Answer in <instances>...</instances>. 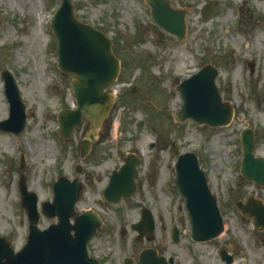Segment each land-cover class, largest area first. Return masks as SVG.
<instances>
[{"label": "rangeland", "instance_id": "1", "mask_svg": "<svg viewBox=\"0 0 264 264\" xmlns=\"http://www.w3.org/2000/svg\"><path fill=\"white\" fill-rule=\"evenodd\" d=\"M71 1L80 20L112 40L120 59L117 80L109 88L115 101L90 152L81 158L79 143L88 122L83 119L64 138L56 118L58 110L75 106L71 76L56 66V39L48 25L60 0H0V120L9 112L3 69L13 75L27 115L18 135L0 129L4 139L12 141L7 152L0 144V201L12 209L0 214V235L15 250L26 241L28 219L19 196V175L26 178L27 189L35 192L40 212L41 201L52 197V182L59 175L81 178L75 173V166L81 165L91 173L75 209L95 208L108 219L89 243L91 254L119 264L131 248L145 245L127 225L138 217L140 204H147L158 220L174 218L183 223L178 244L183 259L177 264H226L218 253L220 245L233 255L230 264H264V227L255 229L253 218L242 217L234 205L248 197L264 203V186L239 172L242 128H253L255 154L264 156V0H169L172 7L185 11L182 39L152 20L145 0ZM207 1L214 6L203 17L201 7ZM248 61L253 63L252 71ZM207 63L219 69L215 81L222 99L234 108L232 120L224 126L176 121L173 113L181 98L175 85ZM41 142L47 151L27 149ZM174 143L180 151L197 155L223 215L225 230L203 243L189 242L184 199L174 185ZM120 152L140 156L141 192L127 203L100 207L97 189L106 182L104 171L120 160ZM21 161L23 167H19ZM52 221L55 218L40 213L38 226ZM120 226L127 227L125 236L120 237ZM159 231L158 224L156 235Z\"/></svg>", "mask_w": 264, "mask_h": 264}, {"label": "water", "instance_id": "2", "mask_svg": "<svg viewBox=\"0 0 264 264\" xmlns=\"http://www.w3.org/2000/svg\"><path fill=\"white\" fill-rule=\"evenodd\" d=\"M147 3L151 7L153 20L181 39L185 32L184 10L172 8L169 0H147ZM211 8V2L204 4L203 16L208 15ZM49 25L57 39V65L72 75L70 86L76 100L75 108L58 112L59 132L67 137L73 127L81 122L82 116L89 120L87 137L80 144V153L84 156L113 103L114 96L106 89L118 75L119 59L111 49V40L101 30L77 19L71 0H60ZM216 74L217 69L206 64L181 80L176 86L182 98L180 109L174 113L176 120L192 118L197 124L210 126L226 125L231 121L233 107L229 101L221 99L214 80ZM1 75L10 108L9 117L0 121V128L19 132L25 124L24 105L9 71L4 69ZM240 139L243 152L240 172L246 179L264 185V156L254 155L253 130L244 128ZM172 152L177 155L174 163L175 184L186 201L192 238L207 240L217 236L223 229L222 217L204 173L199 168L197 156L191 151L179 153L176 145ZM124 159L128 164L113 171L104 190L106 199L112 202L119 201L121 195L129 194L133 177L136 176L133 166L139 163V158L128 154ZM18 184L22 205L29 219V233L26 243L16 252L0 237V264H99L95 258L88 256L86 242L100 227L101 218L93 210L76 214L74 204L81 190L78 178L70 181L60 176L52 184V200L43 201L41 208L45 215L56 216L57 221L44 229L36 226L39 213L35 194L27 191L24 177H20ZM237 207L247 215H253L257 227L264 226V206L259 200L249 198L245 204L237 202ZM142 215L143 220L135 226L141 231L145 225L146 233H150L153 228L152 216L147 209H143ZM219 254L222 259H231L222 247ZM146 255L147 250H143L135 264L162 263V259H144ZM124 263L128 264L126 259Z\"/></svg>", "mask_w": 264, "mask_h": 264}, {"label": "flooded vegetation", "instance_id": "3", "mask_svg": "<svg viewBox=\"0 0 264 264\" xmlns=\"http://www.w3.org/2000/svg\"><path fill=\"white\" fill-rule=\"evenodd\" d=\"M123 164H125V161L119 160L117 162V164H115L110 170L107 169L104 171V174L106 177V182L102 185V187L97 189V191L101 197L103 195V188L107 184L110 173L114 169H117L120 166H122ZM85 168H86V166L80 167V173L82 176L83 186L87 184V179L89 177V174L91 173L90 171L85 170ZM140 187H141V184H140V175H139L135 179L134 194L132 196L124 199L121 203H127V202L131 201V199L138 196V194L140 193ZM97 203L100 205V207H112V206H118L119 204H121V203L112 204L110 202L105 201L104 199L99 198V197L97 198ZM146 205L147 204H145V206ZM140 206L143 207V205H140ZM89 208L90 207H86V208H84V210L89 209ZM138 215H139V213H138ZM101 216H102V226H101V229L99 231L103 230L105 228V226L108 224L107 217L103 213H101ZM138 219H139V216L135 220L130 221L128 223V227L130 228L131 225L133 223H135V221H137ZM154 224H155L154 227H157L158 224L160 225L159 234H157L156 236L153 235V238L151 240H147L145 233H142L140 235L138 234V236H140V238L138 239L139 240L138 242L141 244L146 242L148 244L145 243V245H143L142 247H140L139 249H136V250H134V248H131L132 251L129 254L123 256L121 258V261L119 262V264H123V259H125L126 257L128 258V262L133 264L134 262L137 261V259H139V252L145 248L152 250L154 253V256L148 257V258L152 259V258L156 257L157 259H167V261H166L167 264L170 263L169 259H173L172 261L174 263H179V259H183L182 252L179 250L181 248V246H178V244L180 243L181 234H182L181 225L183 223L175 222L174 218H169V220H167V221L158 220L156 218ZM173 228L178 233V236H177L178 240L177 241L174 240L173 235H172ZM121 232H122L121 229H119V233L121 236H123L127 233L125 228H124L123 232L122 233ZM157 237H158V240L156 242L155 240ZM188 238H189V242L191 244L205 242V241H195V240H192L190 237H188ZM152 242H155V244L152 245L151 244ZM95 256L98 258V260L101 264H117V262L113 261L111 258L104 259L103 256H100V255H95ZM231 256L233 257L232 254H231ZM232 261H233V259H232Z\"/></svg>", "mask_w": 264, "mask_h": 264}, {"label": "bare ground", "instance_id": "4", "mask_svg": "<svg viewBox=\"0 0 264 264\" xmlns=\"http://www.w3.org/2000/svg\"><path fill=\"white\" fill-rule=\"evenodd\" d=\"M35 43V42H33ZM0 144L4 147V151L7 152V147L12 145V141L10 139H4L3 134H0ZM27 149L32 152V150H36L38 153H43L44 151H47V147L45 146L44 143H36L31 147L27 146ZM38 153L36 156H38ZM1 194V190H0ZM0 200H2V197L0 195ZM5 213H12V209L8 208L7 205L3 202L0 201V214H5Z\"/></svg>", "mask_w": 264, "mask_h": 264}]
</instances>
